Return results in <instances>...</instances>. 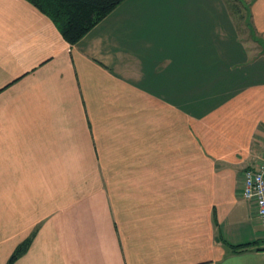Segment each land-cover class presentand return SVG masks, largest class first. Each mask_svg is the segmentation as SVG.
Listing matches in <instances>:
<instances>
[{"label": "crops", "instance_id": "crops-1", "mask_svg": "<svg viewBox=\"0 0 264 264\" xmlns=\"http://www.w3.org/2000/svg\"><path fill=\"white\" fill-rule=\"evenodd\" d=\"M242 1L124 0L69 44L0 0V264L31 234L13 264H264L240 181L264 153V0Z\"/></svg>", "mask_w": 264, "mask_h": 264}, {"label": "trees", "instance_id": "trees-1", "mask_svg": "<svg viewBox=\"0 0 264 264\" xmlns=\"http://www.w3.org/2000/svg\"><path fill=\"white\" fill-rule=\"evenodd\" d=\"M32 4L42 14L47 16L55 25L61 36L69 44L78 42L91 28H93L101 19L109 14L117 5L124 0H26ZM242 6L247 8L242 0H236ZM237 12L241 9L231 4ZM247 11V9H246ZM243 18V15H241ZM254 38V36H253ZM264 51V43L254 38ZM33 234L18 244L6 264H13L28 248ZM229 253L235 254L246 251L258 242L253 241L246 244L231 245L226 244ZM258 249V248H257Z\"/></svg>", "mask_w": 264, "mask_h": 264}, {"label": "built area", "instance_id": "built-area-1", "mask_svg": "<svg viewBox=\"0 0 264 264\" xmlns=\"http://www.w3.org/2000/svg\"><path fill=\"white\" fill-rule=\"evenodd\" d=\"M241 196L255 203L257 218L264 226V153L241 172Z\"/></svg>", "mask_w": 264, "mask_h": 264}, {"label": "rangeland", "instance_id": "rangeland-1", "mask_svg": "<svg viewBox=\"0 0 264 264\" xmlns=\"http://www.w3.org/2000/svg\"><path fill=\"white\" fill-rule=\"evenodd\" d=\"M232 3L235 4L236 7L240 8L241 11L240 12H243V15H245L246 13V8L244 6H242L239 2H237L236 0H232ZM247 20V18L245 19ZM247 22V21H246ZM255 38V37H254Z\"/></svg>", "mask_w": 264, "mask_h": 264}]
</instances>
